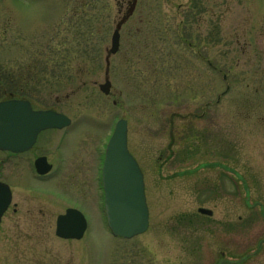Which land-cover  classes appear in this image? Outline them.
Masks as SVG:
<instances>
[{"label":"rangeland","instance_id":"rangeland-1","mask_svg":"<svg viewBox=\"0 0 264 264\" xmlns=\"http://www.w3.org/2000/svg\"><path fill=\"white\" fill-rule=\"evenodd\" d=\"M137 2L122 55L109 56L105 96L98 85L124 13L116 0H0V99L26 98L72 121L62 161L43 141L58 133L44 134L24 158L5 163L0 153V178L13 189L0 264H264V0ZM225 2L230 17H213ZM228 30L232 37H222ZM182 109L204 117L182 123ZM119 118L150 209L147 231L130 240L110 235L93 179L96 153ZM186 128L199 136L185 138ZM42 153L55 173L38 183L24 172L17 182V164L32 167ZM78 201L85 235L57 238L56 215ZM199 207L213 215H198Z\"/></svg>","mask_w":264,"mask_h":264},{"label":"water","instance_id":"water-1","mask_svg":"<svg viewBox=\"0 0 264 264\" xmlns=\"http://www.w3.org/2000/svg\"><path fill=\"white\" fill-rule=\"evenodd\" d=\"M123 20L117 24L112 34L108 54L117 51L118 30ZM106 61L108 64V57ZM105 80V84L100 85L99 88L107 94L110 84L107 77ZM69 123L67 117L55 111H32L27 101L0 102V149L22 152L32 146L41 130L62 129ZM44 161L41 158L36 162L40 173L49 169V166L44 165ZM102 180L106 222L112 235L129 239L145 232L148 227V209L143 177L136 161L127 151L124 120L116 123L107 143ZM10 201L9 188L0 182V218ZM197 212L201 215H212V211L205 208H199ZM85 229V218L75 209L66 210L64 215L56 219L55 234L60 238L80 239Z\"/></svg>","mask_w":264,"mask_h":264},{"label":"flooded vegetation","instance_id":"flooded-vegetation-1","mask_svg":"<svg viewBox=\"0 0 264 264\" xmlns=\"http://www.w3.org/2000/svg\"><path fill=\"white\" fill-rule=\"evenodd\" d=\"M136 1H138V0H136ZM133 2V0H116V5H117V9L119 10V11H122V10H125V9H128L129 7H130V5H131V3ZM199 2V1H198ZM136 4H138V2H136ZM228 4H229V6H228ZM213 5H215L214 3H213ZM179 8H181V7H179ZM193 8H197V12H199L200 10H199V7H198V3L196 2V4H194V2H193ZM222 10L223 11H218V12H215V13H213L212 14V16L213 17H217V18H221V17H224V18H226L227 16L228 17H230V3H224V4H222ZM212 32L214 33V28L212 29ZM210 37H216L214 34H210ZM222 37H232V34L230 33V31L228 30V33H224L223 34V36ZM234 37H245V34H236V35H234ZM130 46L128 45V48H129ZM127 51H124V53H126ZM121 54V49H119V51H118V54ZM128 54H130V52H128ZM124 55H126V54H124ZM208 66H209V68H211L212 70H214L215 69V67H213L212 65H210V63L208 64ZM208 106V103H205L204 104V107H207ZM194 117V118H193ZM201 117H204V113H201V114H196V113H193L191 110H185V109H182L181 110V112H179V121H181L182 123L184 122V121H188L190 118H193V119H196V120H199V119H201ZM193 131V130H192ZM56 132H60V131H51V130H47V131H43V132H41L38 136H37V139H36V142H35V144H34V146L31 148V150H29V151H27V152H31V151H33L35 148H36V146H37V144H39L40 143V141L43 139L42 138V136L44 135V134H46L44 137H46L47 135H53V133H56ZM51 133V134H50ZM199 133L200 132H198V130L196 131V130H194L193 131V133L191 134L192 136H194V137H198L199 136ZM50 138L52 139H49V137H47V138H45V139H43V141H44V145H50L51 143H53V147L52 148H54V150L55 149H58L60 146H62L64 143H65V139L67 138V137H64V136H58V138H56V140H55V138H53L52 136H50ZM47 139V140H46ZM54 141V142H53ZM27 152H23V153H19V154H12V153H9V152H6V153H3V157H2V159H1V161L2 162H8V160H10V159H14V158H24V155L27 153ZM63 153H62V151L61 152H59V153H56L55 154V156H57L56 157V161L57 160H60V161H62L63 160V155H62ZM45 157L46 158V160H47V162L49 163V164H51L52 165V168L54 169L52 172H49L48 174H45V175H37L36 173H35V169H34V160L36 159V158H38V157ZM55 161V162H56ZM54 162V161H53ZM51 160H50V158H49V156H48V154H45V153H42V154H38V155H36L35 157H34V159L31 161V166L32 167H28V168H26V167H23V162L21 163V162H19L18 164H17V168L18 169H20L21 171H20V177H19V179L17 180V182H20V178H21V175L23 176V173L25 172V173H29L30 174V176L32 177V179L35 181V182H40V181H45V180H48L54 173H55V167L57 168V165H55V162L53 163ZM102 162H103V151L102 150H100V151H98L97 153H96V158H95V175H94V177H93V179H95L96 181H98V191H99V193H100V196H101V187H100V178H99V174H100V169H101V165H102ZM0 180H2V181H4V182H6L7 184H9L8 183V181H10L11 182V180L10 179H8V180H6V179H1L0 178ZM95 180H94V182H95ZM27 185H29V184H27ZM25 187H27V186H25ZM28 188V187H27ZM34 189H38L39 187H33ZM46 188H48V187H40L39 189H42V191H44ZM45 192H46V190H45ZM76 197V196H75ZM74 197V199H78L77 197L75 198ZM79 199H80V197H79ZM77 201V200H76ZM80 204H78V205H69V206H73V207H76V208H78V209H82V207H84L83 209H86V207H85V205L83 204V202L81 203L80 201H78ZM65 209H66V207H65ZM64 209V210H65ZM63 210V211H64ZM13 211L15 212L16 211V208L14 207L13 208ZM58 215V214H57Z\"/></svg>","mask_w":264,"mask_h":264}]
</instances>
